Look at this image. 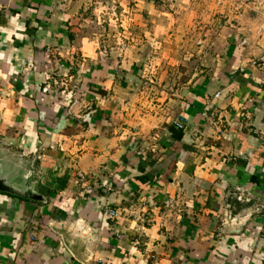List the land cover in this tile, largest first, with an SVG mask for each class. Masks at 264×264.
<instances>
[{
  "label": "crops",
  "instance_id": "0c3cea01",
  "mask_svg": "<svg viewBox=\"0 0 264 264\" xmlns=\"http://www.w3.org/2000/svg\"><path fill=\"white\" fill-rule=\"evenodd\" d=\"M104 2L155 7L0 0V264H264V0L230 4L222 65L162 123L124 113L86 31Z\"/></svg>",
  "mask_w": 264,
  "mask_h": 264
},
{
  "label": "rangeland",
  "instance_id": "374dc122",
  "mask_svg": "<svg viewBox=\"0 0 264 264\" xmlns=\"http://www.w3.org/2000/svg\"><path fill=\"white\" fill-rule=\"evenodd\" d=\"M247 1L154 0V10L138 14L137 25L131 8L120 13L118 5L104 2L100 10H88L87 34L101 58L115 63L118 79L127 81L124 113L160 123L174 118L176 103L198 82H209L213 68L223 63L228 7ZM71 61L81 67L84 60L74 56ZM56 66L64 69L60 62ZM51 80L56 90L72 93L73 103L84 98V92L72 89L75 80L69 73L52 75Z\"/></svg>",
  "mask_w": 264,
  "mask_h": 264
},
{
  "label": "built area",
  "instance_id": "2783aa9c",
  "mask_svg": "<svg viewBox=\"0 0 264 264\" xmlns=\"http://www.w3.org/2000/svg\"><path fill=\"white\" fill-rule=\"evenodd\" d=\"M245 42L242 43V45H244ZM254 64H257L256 62ZM76 105V102H70V108L68 110V115H70L72 112H73V108L74 106ZM79 178L84 180L85 177L81 174H79ZM112 189L111 188H107V191H111ZM173 202L171 200L167 201L166 204H165V207L168 208L171 206ZM110 215L111 216H115L116 215V212L114 211H109ZM135 218L137 220H142V221H148V222H151V219H152V215L149 213V212H146V213H138V214H135L134 215Z\"/></svg>",
  "mask_w": 264,
  "mask_h": 264
},
{
  "label": "water",
  "instance_id": "95a60500",
  "mask_svg": "<svg viewBox=\"0 0 264 264\" xmlns=\"http://www.w3.org/2000/svg\"><path fill=\"white\" fill-rule=\"evenodd\" d=\"M0 191L1 192H11V190L6 186L4 185V182L0 179ZM26 195L28 196H32L34 200H37V199H41L40 197L36 196V195H33L31 192H27Z\"/></svg>",
  "mask_w": 264,
  "mask_h": 264
}]
</instances>
